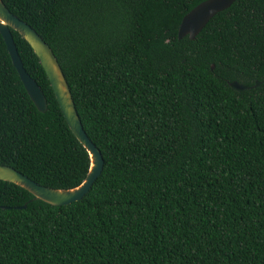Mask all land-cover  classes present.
Returning a JSON list of instances; mask_svg holds the SVG:
<instances>
[{
  "label": "trees",
  "instance_id": "16d2710c",
  "mask_svg": "<svg viewBox=\"0 0 264 264\" xmlns=\"http://www.w3.org/2000/svg\"><path fill=\"white\" fill-rule=\"evenodd\" d=\"M200 1L3 0L52 48L104 162L62 205L0 180V205L26 204L0 207V264H264V0H235L178 39ZM11 32L47 109L0 33V163L74 187L89 154Z\"/></svg>",
  "mask_w": 264,
  "mask_h": 264
},
{
  "label": "water",
  "instance_id": "95a60500",
  "mask_svg": "<svg viewBox=\"0 0 264 264\" xmlns=\"http://www.w3.org/2000/svg\"><path fill=\"white\" fill-rule=\"evenodd\" d=\"M234 1H200L182 16L177 30V38L180 39L187 35L189 39H194L213 15L229 7ZM11 29L17 31L29 43L37 56L70 129L89 154L90 165L83 180L78 185L70 188H57L40 184L11 165L3 163H0V180L20 185L33 195V199H40L52 205H62L79 200L89 191L93 182L101 173L104 162L102 154L83 128L69 84L52 48L30 24L11 12L3 0H0V33L6 44L11 61L36 108L41 112H45L47 109L46 96L40 85L23 67ZM213 67L214 64L211 63L210 68L213 69ZM228 84L236 91L250 87L236 79L229 81ZM258 84L259 81L256 80L253 86ZM25 206L26 204L0 205V207L4 208H21Z\"/></svg>",
  "mask_w": 264,
  "mask_h": 264
}]
</instances>
